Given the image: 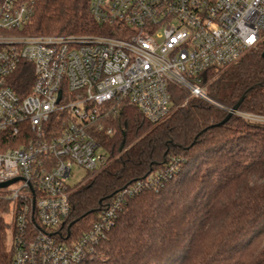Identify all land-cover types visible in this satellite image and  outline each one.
<instances>
[{"label":"built area","instance_id":"1","mask_svg":"<svg viewBox=\"0 0 264 264\" xmlns=\"http://www.w3.org/2000/svg\"><path fill=\"white\" fill-rule=\"evenodd\" d=\"M89 1L95 22L111 34H24L32 6L0 0V185L17 180L0 187L11 264L84 262L127 198L172 177L173 167L150 175L117 194L80 238L61 239L73 167L97 173L110 162L96 135L115 134L104 122L122 104L158 124L171 115L170 87L178 86L231 113L207 96L200 74L264 52V0ZM29 63L33 81L21 95L11 83ZM233 113L264 124V115Z\"/></svg>","mask_w":264,"mask_h":264},{"label":"trees","instance_id":"2","mask_svg":"<svg viewBox=\"0 0 264 264\" xmlns=\"http://www.w3.org/2000/svg\"><path fill=\"white\" fill-rule=\"evenodd\" d=\"M33 8L24 34H111L99 26L89 0H20ZM31 66V67H30ZM207 96L238 111L264 115L263 52H251L223 70L200 74ZM29 63L12 88L27 95ZM171 115L150 123L124 103L104 122L115 134L96 135L110 162L72 187L62 238L88 232L117 194L173 167L163 187L127 198L114 225L80 264H264V124L251 123L170 87ZM5 208L0 204V211ZM8 225L0 219V264H11Z\"/></svg>","mask_w":264,"mask_h":264},{"label":"rangeland","instance_id":"3","mask_svg":"<svg viewBox=\"0 0 264 264\" xmlns=\"http://www.w3.org/2000/svg\"><path fill=\"white\" fill-rule=\"evenodd\" d=\"M72 173H73V178L70 181V184L72 186H77V185H79L81 183H85V182H87L89 180L88 178H91L94 174H96V173H87L85 170H83L80 167H77L76 165L73 167ZM11 217H12V214L11 213H5L4 214V218H5V220H6L7 223L8 222L9 223H12ZM8 230H9V228H8ZM9 234H10V231L8 233L7 242H9V239H10L9 238Z\"/></svg>","mask_w":264,"mask_h":264},{"label":"water","instance_id":"4","mask_svg":"<svg viewBox=\"0 0 264 264\" xmlns=\"http://www.w3.org/2000/svg\"><path fill=\"white\" fill-rule=\"evenodd\" d=\"M263 57H264V52H263ZM242 100L238 102V104L233 108V112L237 111L239 109V106L241 105ZM233 112L228 114V117L222 122V124H224L225 122H227L232 116H233ZM17 180H13L11 182L5 183V184H1L0 187H7L8 185H10L11 183L16 182Z\"/></svg>","mask_w":264,"mask_h":264},{"label":"snow or ice","instance_id":"5","mask_svg":"<svg viewBox=\"0 0 264 264\" xmlns=\"http://www.w3.org/2000/svg\"><path fill=\"white\" fill-rule=\"evenodd\" d=\"M249 42H251V40Z\"/></svg>","mask_w":264,"mask_h":264}]
</instances>
